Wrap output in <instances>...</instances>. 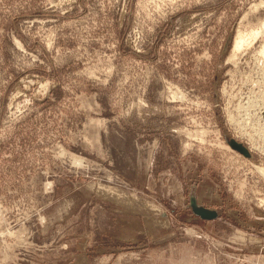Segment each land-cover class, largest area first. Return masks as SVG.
Returning <instances> with one entry per match:
<instances>
[{
	"label": "rangeland",
	"instance_id": "374dc122",
	"mask_svg": "<svg viewBox=\"0 0 264 264\" xmlns=\"http://www.w3.org/2000/svg\"><path fill=\"white\" fill-rule=\"evenodd\" d=\"M263 20L264 0H0V264H264L262 35L234 50Z\"/></svg>",
	"mask_w": 264,
	"mask_h": 264
},
{
	"label": "bare ground",
	"instance_id": "6f19581e",
	"mask_svg": "<svg viewBox=\"0 0 264 264\" xmlns=\"http://www.w3.org/2000/svg\"><path fill=\"white\" fill-rule=\"evenodd\" d=\"M247 34H249L248 37L245 36L244 32L242 31H239L237 33V36L235 38V41H234V44H235V47H234V50L237 51V50H242V48L244 47H247L245 46V43L247 41H249L250 43H252L251 41L255 38L258 37V35H262V40H261V46L259 48V50L257 51L260 55H264V20L262 22V24L254 29H252L250 32H248ZM250 38V39H249ZM260 38V37H259ZM249 39V40H248ZM249 42H247L248 44H250ZM247 44V45H248ZM249 46V45H248ZM233 52V51H232ZM237 54V52H236ZM235 54V55H236ZM257 54V55H259ZM234 55V54H233ZM232 56V55H230ZM262 115L264 116V106H263V109H262ZM261 171L264 172V167L260 168Z\"/></svg>",
	"mask_w": 264,
	"mask_h": 264
},
{
	"label": "water",
	"instance_id": "95a60500",
	"mask_svg": "<svg viewBox=\"0 0 264 264\" xmlns=\"http://www.w3.org/2000/svg\"><path fill=\"white\" fill-rule=\"evenodd\" d=\"M229 144L232 147H235L238 150H240L244 155H246V156L250 155V152H249L248 148L245 145H243L242 143L236 141L234 138H232V140H229ZM190 204L192 205L193 211L196 214L200 215L203 219L215 218L218 215V212L215 209L199 205L196 202L194 197H192Z\"/></svg>",
	"mask_w": 264,
	"mask_h": 264
}]
</instances>
